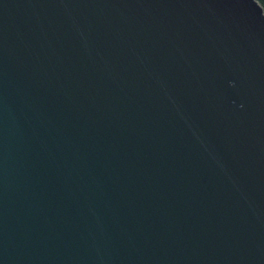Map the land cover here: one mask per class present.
I'll use <instances>...</instances> for the list:
<instances>
[{
    "label": "water",
    "instance_id": "water-1",
    "mask_svg": "<svg viewBox=\"0 0 264 264\" xmlns=\"http://www.w3.org/2000/svg\"><path fill=\"white\" fill-rule=\"evenodd\" d=\"M0 264H264V7L0 0Z\"/></svg>",
    "mask_w": 264,
    "mask_h": 264
},
{
    "label": "trees",
    "instance_id": "trees-1",
    "mask_svg": "<svg viewBox=\"0 0 264 264\" xmlns=\"http://www.w3.org/2000/svg\"><path fill=\"white\" fill-rule=\"evenodd\" d=\"M259 2V4L264 7V0H257Z\"/></svg>",
    "mask_w": 264,
    "mask_h": 264
}]
</instances>
